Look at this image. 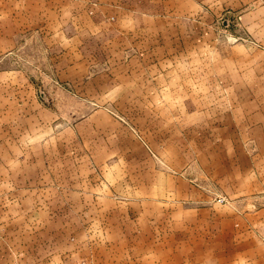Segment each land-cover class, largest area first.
Wrapping results in <instances>:
<instances>
[{
    "label": "rangeland",
    "instance_id": "374dc122",
    "mask_svg": "<svg viewBox=\"0 0 264 264\" xmlns=\"http://www.w3.org/2000/svg\"><path fill=\"white\" fill-rule=\"evenodd\" d=\"M69 1L0 0V264H230L264 0Z\"/></svg>",
    "mask_w": 264,
    "mask_h": 264
},
{
    "label": "crops",
    "instance_id": "0c3cea01",
    "mask_svg": "<svg viewBox=\"0 0 264 264\" xmlns=\"http://www.w3.org/2000/svg\"><path fill=\"white\" fill-rule=\"evenodd\" d=\"M41 20L44 25L45 19ZM54 20L58 22V18ZM55 30L53 34H64L60 27ZM255 140H261V144L254 150L260 154L253 156L252 173L249 175L252 176L253 191L244 200L246 207H240V203L237 202L230 214L235 224L231 234L233 250L230 252V264H264V128L260 139Z\"/></svg>",
    "mask_w": 264,
    "mask_h": 264
}]
</instances>
